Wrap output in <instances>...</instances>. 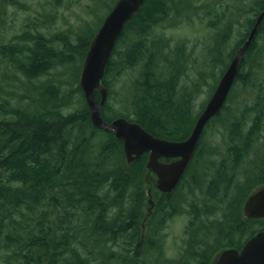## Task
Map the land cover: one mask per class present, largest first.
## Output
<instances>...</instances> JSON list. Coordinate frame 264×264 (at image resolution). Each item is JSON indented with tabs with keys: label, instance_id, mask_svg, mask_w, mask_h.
<instances>
[{
	"label": "trees",
	"instance_id": "trees-1",
	"mask_svg": "<svg viewBox=\"0 0 264 264\" xmlns=\"http://www.w3.org/2000/svg\"><path fill=\"white\" fill-rule=\"evenodd\" d=\"M4 1L26 6L20 0ZM247 1L229 5L222 0H145L138 14L125 24L107 63L103 119L110 122L124 117L154 136L177 141L186 138L192 124L188 108L191 97L183 95L176 82L181 75L185 77L190 56L182 48H168L167 41L152 36L153 31L172 25L178 15L203 11L208 27L217 32L215 47L204 66L211 75L217 69L219 76L224 67L221 53L226 35L242 18L243 30L228 51L231 59L246 40L264 0L246 5ZM115 2L105 5L108 12ZM96 31L77 35L76 42L67 33L48 39L39 31L27 29L4 41L0 38L2 264L161 263L152 236L139 223L151 187L145 171L147 154L130 165L126 163L122 143L92 124L78 84V70ZM55 41L61 46L55 47ZM64 64L74 66L66 89L50 73ZM128 70L137 71L138 76L114 99L115 106L123 108L116 110L108 101L112 83ZM263 73L264 18L243 54L234 81L233 86H241L242 97L236 100L234 112L226 111L225 105L219 114L227 136L225 157L214 165L210 162L214 149L202 144L213 117L176 189L159 195L151 209L150 215H156L157 221L152 220L150 232H158L175 215L190 216L185 229L187 249L179 264H211V254L214 257L225 249H240L264 229V219L249 220L242 215L243 201L264 185V154L241 166L263 130ZM19 81L24 82L20 85ZM12 86L20 87L19 95ZM253 91L256 96L249 107L245 101ZM95 98L98 103L97 93ZM241 104L244 108L238 114ZM249 113L254 117L250 121ZM184 119L188 121L185 124ZM209 164L215 172H209L208 177ZM239 175L243 182H239ZM216 213L221 219H216ZM233 238L237 242L232 243Z\"/></svg>",
	"mask_w": 264,
	"mask_h": 264
},
{
	"label": "rangeland",
	"instance_id": "rangeland-1",
	"mask_svg": "<svg viewBox=\"0 0 264 264\" xmlns=\"http://www.w3.org/2000/svg\"><path fill=\"white\" fill-rule=\"evenodd\" d=\"M20 1L25 3L26 6L24 8L12 6L4 0H0V38L2 39V41L14 35H18L23 30L27 29L31 30L33 33L35 31H39L40 35H43L48 39L53 38L56 34L67 33L68 35H70V39L73 42H76L77 35H81L84 32L86 35V32L90 31L91 29H98L102 22V20L99 19L104 18L108 13V9L105 8V5L110 6L116 0H57V2L56 0ZM234 1L237 0H222V3L232 5ZM251 2L252 0L247 1L246 5L250 4ZM199 10H197V12L195 13L196 15H190L189 13L184 14L183 17H180L178 15V17L174 19L172 25L156 27L152 34V36L158 35V39H161V42L167 41L168 48L170 47V49L174 51L178 48H182L184 49L185 53L190 56V63L185 69V77H182L181 75L179 78H177L176 82V86L179 88L180 92H182L183 95L186 94L191 97V100L188 102V108L190 109V114L192 117V124L190 125L189 134L197 117L203 110L205 104L214 91L220 79V75L223 71H225L227 65L233 57L232 56L231 59H228V51H230L232 44L235 43L236 39L239 37L240 33L243 30V20L242 18H240V21L235 24V26L231 28L229 34L226 35L227 41L225 44V48L222 49L221 53L223 57V71L220 72L221 74L219 76H217V73L219 72L216 69L213 75H211V73H208L205 69L204 60L209 56L210 50L215 47L214 39L217 32L215 31L216 28L214 29L208 27V18H205L203 15V11ZM53 45L55 47L61 46V44L57 41H55ZM168 48L167 50H165L167 53L169 51ZM73 67L74 66L70 64L58 65L51 69L50 73L55 77V79L59 80L62 83L64 89H66L69 87V82L73 76ZM222 67H220V69ZM209 70L210 72L213 71L210 68ZM78 71L79 79L80 70ZM137 71H139V69ZM137 71L128 70L112 83V93L108 101L113 105L114 109H123L120 105L115 106L114 99L118 98V95H123V88L131 85L132 81L136 79V77L138 76ZM246 72L249 75L252 74L251 70H247ZM262 76L264 77V73ZM48 77V75L44 76L40 80ZM111 77L112 76H109V79H111ZM19 82L20 85H22V82L24 81ZM17 87L12 86V88H15L13 89L14 92L19 95L18 89L20 87ZM240 87L241 86L239 85V83L233 86L230 92L231 94L229 93L230 95L225 104L228 108L226 109V111L231 110L232 112H234L235 108L237 107L236 100L238 101L242 97ZM255 91H253L245 101V104H247V106L249 107L251 105L253 106L254 104L256 96ZM185 101L187 103L188 99L185 98ZM15 103L16 101L14 100V103L12 104L14 105ZM24 103H26V101H24ZM238 108L240 110L238 112L239 114L242 112L244 105L241 104ZM249 115L252 116L251 118H249L250 121L254 117L252 113H249ZM221 119V115L212 119L206 126L207 128L203 135L204 139L202 138V144L204 143L205 148L209 147L214 149V154L212 152V154L210 155V162L214 165L218 164L220 160L225 157L227 149L225 125L224 121ZM186 122L188 121L184 119V124ZM248 124L249 123H247L246 126H248ZM261 126L263 129L262 133L260 134L258 140L254 143L250 154L247 156V159L242 162V168L246 167L245 165L248 164L247 161H256L264 154V117ZM205 142L207 143V145ZM205 151H207V149ZM208 166L209 168L207 174L209 177L210 174H213L215 172V170L214 168H210V164ZM238 179L239 182L244 181V179L241 178V175H239ZM149 180L151 183L150 196L148 197L147 194L142 216L139 217V223L140 225L142 224L143 227L145 226L146 232H148L150 236H152L154 245L158 247V262H161L160 264H179L181 258L183 257L182 252L187 249L186 240L188 235L185 234V229L189 225L190 216L186 213H180L171 217L169 220H166L162 226V229H160L158 232H150L149 225L152 226V220L157 221V218L153 213L151 215L145 214L148 213V209L151 210V208H153V206L148 203V200L151 199L154 205V203L157 202V197H159L160 194L154 188L152 179ZM262 186L264 185L258 186L251 193ZM215 217L216 219H221V214L216 213ZM209 219H213V217H210ZM220 219L218 221H220ZM235 242L237 241H235L233 238L232 243ZM224 244L228 243H223L222 245ZM213 258L214 257L211 254V257H209V259L213 260ZM2 262L3 258L0 256V264H2Z\"/></svg>",
	"mask_w": 264,
	"mask_h": 264
},
{
	"label": "water",
	"instance_id": "water-1",
	"mask_svg": "<svg viewBox=\"0 0 264 264\" xmlns=\"http://www.w3.org/2000/svg\"><path fill=\"white\" fill-rule=\"evenodd\" d=\"M144 2L145 0L115 2L89 43L81 66L79 87L84 95L92 124L98 129L112 133L116 140L122 143L128 165L147 154L146 175L152 179L156 191L160 195H165L175 190L190 164L205 126L213 117L219 115L224 107L237 77L243 52L254 40L264 18V2L255 24L230 60L190 134L179 141L154 136L140 124L124 117H117L107 122L101 115L108 93L103 85L107 63L125 24L138 14ZM96 93L100 98L98 103L95 98ZM148 196H150L149 190ZM148 203L153 206L151 199ZM150 212L151 210L148 209L147 215ZM242 215L249 220L264 219V186L247 196L242 204ZM211 264H264V229L248 239L240 250L220 251L214 256Z\"/></svg>",
	"mask_w": 264,
	"mask_h": 264
},
{
	"label": "bare ground",
	"instance_id": "bare-ground-1",
	"mask_svg": "<svg viewBox=\"0 0 264 264\" xmlns=\"http://www.w3.org/2000/svg\"><path fill=\"white\" fill-rule=\"evenodd\" d=\"M263 2H264V1H263ZM256 19H257V17H256ZM256 19H255V21H256ZM255 21H254V24H255ZM260 24H261V23H260ZM252 27H253V26H252ZM256 35H257V34H256ZM255 38H256V36H255ZM255 38H254V40H255ZM254 40H253V41H254ZM253 41H252V42H253ZM243 43H244V42H243ZM251 44H252V43H251ZM251 44H250V45H251ZM250 45H249V46H250ZM241 46H242V45H241ZM241 46H240V47H241ZM249 46H248V47H249ZM240 47H239V48H240ZM248 47H247V48H248ZM239 48H238V49H239ZM247 48H246V49H247ZM245 51H246V50H245ZM245 51H244V52H245ZM244 52H243V54H244ZM235 53H236V52H235ZM242 57H243V55H242ZM241 60H242V59H241ZM240 65H241V64H240ZM239 68H240V67H239ZM238 71H239V69H238ZM221 76H222V75H221ZM234 81H235V80H234ZM233 85H234V82H233ZM233 85H232V88H233ZM232 88H231V90H232ZM231 90H230V92H231ZM230 92H229V93H230ZM203 132H204V130H203ZM201 136H202V135H201ZM200 139H201V137H200ZM199 142H200V140H199Z\"/></svg>",
	"mask_w": 264,
	"mask_h": 264
},
{
	"label": "flooded vegetation",
	"instance_id": "flooded-vegetation-1",
	"mask_svg": "<svg viewBox=\"0 0 264 264\" xmlns=\"http://www.w3.org/2000/svg\"><path fill=\"white\" fill-rule=\"evenodd\" d=\"M256 19V18H255Z\"/></svg>",
	"mask_w": 264,
	"mask_h": 264
}]
</instances>
